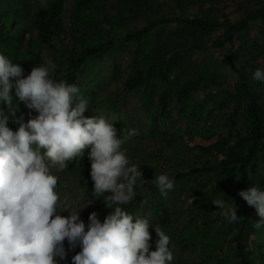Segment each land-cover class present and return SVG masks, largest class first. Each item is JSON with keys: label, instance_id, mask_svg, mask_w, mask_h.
I'll return each instance as SVG.
<instances>
[{"label": "rangeland", "instance_id": "1", "mask_svg": "<svg viewBox=\"0 0 264 264\" xmlns=\"http://www.w3.org/2000/svg\"><path fill=\"white\" fill-rule=\"evenodd\" d=\"M51 2L0 0V53L13 63H19L25 75L33 66L51 62L55 66L53 75L62 79L68 70L69 55L83 57L81 52L89 42L86 36L94 37V44L103 46L104 51L85 59L81 65L80 95L87 99L88 110L93 109L86 110L84 115L108 117L121 136L130 128L139 132L122 145L129 160L141 167L145 180L136 186V190L146 196L145 200L132 213L147 215L153 225L170 236L171 264H239L231 223L211 203V198H222L216 193L220 181L215 178L218 173L198 177L192 172L193 168L206 164V159L196 164L198 152L194 147L221 142L231 134L234 135L231 141L236 144L238 136L247 135L245 104H239L238 100L241 82L229 58L233 54L237 67L249 75L257 67H264V21L250 22L247 31L236 35L233 45L227 43L222 48L215 43L226 36L227 28L209 35L171 24L151 29L139 45L124 39L145 29L150 21L166 17L239 22L246 14L263 8L264 0H195L196 3L151 0L153 8L140 14L131 13L121 0H96L82 13L83 20H91L94 24L90 35H82V28H79L77 39L69 33H60L50 42H44L35 22L39 12ZM73 9L75 0H63L62 16L68 32L78 26ZM111 39L114 42L109 44ZM168 44L178 47L179 57L183 56L170 76L174 85L200 79L208 88L204 90L201 86L187 107H182L172 96L173 101L164 110L159 106V97L165 87L160 80L154 83L152 103L146 102L144 89L128 91L126 82L137 71L146 75L157 62L160 46ZM253 89L264 96V83L253 82ZM216 162L219 159L211 164ZM51 171L58 177L59 211L65 205L73 212L80 210L86 224L91 214L98 212L103 222L105 197L95 199L86 178L67 167L59 169L52 165ZM161 173H167L174 180V187L167 196L156 186L155 176ZM176 173L185 176L177 178ZM255 176L254 184L264 188L262 161ZM226 202L236 204L232 199ZM70 210H63L61 215H70ZM255 218L259 219L257 214ZM149 231L151 250H155V230L150 226ZM258 235L251 234L248 250L253 249ZM76 250L80 251L79 247Z\"/></svg>", "mask_w": 264, "mask_h": 264}, {"label": "clouds", "instance_id": "2", "mask_svg": "<svg viewBox=\"0 0 264 264\" xmlns=\"http://www.w3.org/2000/svg\"><path fill=\"white\" fill-rule=\"evenodd\" d=\"M54 71L48 62L25 75L19 63L0 53V264H67L68 251L77 247L80 251L71 264H171L170 236L147 215L122 207L135 198L137 183L145 182L141 167L122 149L138 130L130 128L121 136L108 117L85 116L88 101L79 87L57 79ZM251 79L264 83V67L252 71ZM14 97L30 110V118L25 122L23 114L16 117L12 130L8 125L17 112ZM85 149L94 198L105 197L110 209L103 222L98 212L86 224L80 210L73 212L65 205L70 215L58 211V177L51 166L63 169L67 161L85 155ZM155 182L164 196L174 187L167 173L155 176ZM237 195L255 209V228H264V188L253 184ZM211 203L229 223L242 217L235 203L220 197L211 198ZM150 226L156 234L155 250Z\"/></svg>", "mask_w": 264, "mask_h": 264}, {"label": "trees", "instance_id": "3", "mask_svg": "<svg viewBox=\"0 0 264 264\" xmlns=\"http://www.w3.org/2000/svg\"><path fill=\"white\" fill-rule=\"evenodd\" d=\"M96 0H75L74 18L76 21L75 27L70 29L69 32L66 30V24L63 21V0H52L50 5L42 9L39 12L37 21L35 22L36 27L39 29V34L44 42H50L53 38L60 35V33H69L75 39L80 34L79 28H82V35H90L92 32L91 20L85 21L82 19V13L92 7ZM191 3H196L195 0H190ZM125 7L129 8L131 13L140 14L149 9L153 8L151 0H121ZM122 5V7H124ZM79 19V20H78ZM78 20V21H77ZM264 21V7L259 11H254L246 14V16L239 22L229 23L228 21L219 22L213 18H187V17H176V18H161L159 20H153L148 23L145 29L136 33L130 34L125 37L124 41L128 43L140 44L142 39L149 33L151 29L159 26H168L171 24L183 25L185 28L198 30L200 33L213 34L220 29L227 28L228 33L226 36L216 42V47L222 48L227 43L233 45L236 35L247 31L250 22ZM89 40L84 50L81 52V56L76 58L73 54L69 55V66L67 73L63 76V80L70 84H76L78 86L79 76L82 73L81 65L85 63V59L90 58L94 55H98L103 52V46H96L94 44V37H88ZM114 40H109V44H112ZM161 51L159 52L157 62L151 65L149 71L145 75L141 70L137 71L132 78L126 82V89L128 91H137L144 89L146 95L145 100L147 103H152V97L155 93L156 86L154 83L160 80L164 84L159 97V106L162 109H166L168 105L173 101L172 96H175L178 103L182 107H187L189 101L193 96L198 93L201 86L206 90L208 88L207 83L202 84L199 79H193L186 82H181L174 85L173 80L170 78L175 72V68L178 66L179 61L183 58L179 57L178 47H172L171 44L167 46H160ZM140 49V48H139ZM138 49V51H139ZM185 49V48H184ZM231 67L238 74L241 82V90L239 96V104L242 102L245 104V122L247 124V135L238 136L240 139L236 144L231 141L234 137L233 134L228 137H224L221 142L209 146H197L194 147L197 162L206 159V164L203 166H197L193 168L192 172L200 177L208 173H218L215 178H219L220 181L217 183L216 193L221 195L222 198L227 201L233 199L237 204V215L242 216L237 222H231L230 231L234 235V241L236 243V256L239 264H264V228L256 229L254 224L256 221L255 209L237 195L242 189H247L252 186L256 181V174L258 173L259 162L262 161L264 164V96L253 89V82L251 75L241 71L234 62L233 54L229 58ZM90 100V98H89ZM14 105L17 108L15 116H10L9 127L15 130L17 124L13 123V120L20 115H24L25 122L29 117V109H27L23 102L16 103L13 99ZM89 108L87 111H92ZM95 113V111H94ZM31 114L36 115L35 110H31ZM88 116V114L86 115ZM89 150V149H88ZM85 152V150H84ZM85 155H80L72 160L67 161V168L71 171H77L82 177L86 178L89 182V186L93 188V181L90 178L89 169L90 162ZM213 153L218 154L214 156ZM219 162L211 164L212 161L218 160ZM195 164V165H196ZM177 174V173H176ZM185 174H177L176 177H184ZM212 181V180H211ZM154 189V187H152ZM56 191L60 194L58 184ZM224 192V193H223ZM144 195L140 194L136 190V196L127 205L122 207L128 211L133 212L135 207L145 200ZM201 207V206H199ZM205 208V207H201ZM58 207V211H59ZM106 209V215L110 209ZM218 211L219 210L216 209ZM252 233L259 234L257 240L254 242L252 250H248L249 240ZM67 241L65 240V248L67 249ZM78 251H68V255L65 260L67 264H71V257ZM65 264V262H61Z\"/></svg>", "mask_w": 264, "mask_h": 264}]
</instances>
